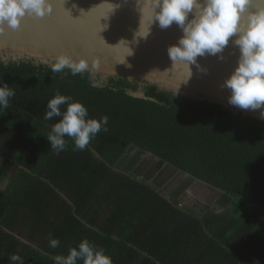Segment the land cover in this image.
<instances>
[{"label": "trees", "instance_id": "16d2710c", "mask_svg": "<svg viewBox=\"0 0 264 264\" xmlns=\"http://www.w3.org/2000/svg\"><path fill=\"white\" fill-rule=\"evenodd\" d=\"M0 82L15 91L0 108V264L12 254L16 264H54L83 239L113 264H264V121L155 86L145 88L153 100L139 99L126 79L95 85L89 71L33 61L0 60ZM57 91L108 117L83 151L67 137L63 151L50 149L60 118L43 117ZM177 172L216 201L185 204L191 181L174 191Z\"/></svg>", "mask_w": 264, "mask_h": 264}, {"label": "water", "instance_id": "95a60500", "mask_svg": "<svg viewBox=\"0 0 264 264\" xmlns=\"http://www.w3.org/2000/svg\"><path fill=\"white\" fill-rule=\"evenodd\" d=\"M249 7L255 10V2ZM182 34L175 23L166 29L153 23L151 7L138 0H53L51 15L26 16L18 29L6 27L0 33V60L50 66L60 55L85 58L95 85L111 77L126 79L139 84L138 91H129L139 99H152L145 88L155 86L181 99L218 105L231 115L264 121V108L231 105V90L223 87L238 66L240 53L231 43L234 38L223 52L198 57L190 71L186 63L172 67L168 55V48Z\"/></svg>", "mask_w": 264, "mask_h": 264}, {"label": "clouds", "instance_id": "9594fccd", "mask_svg": "<svg viewBox=\"0 0 264 264\" xmlns=\"http://www.w3.org/2000/svg\"><path fill=\"white\" fill-rule=\"evenodd\" d=\"M254 2L256 8L251 10L249 5ZM138 4L151 7L153 23L157 22L160 28L175 23L181 29L183 34L177 44L168 48L172 67L177 62L186 63L191 71L190 65L196 64L198 57L223 52L234 38L231 43L240 53L238 66L223 85L231 90L229 103L242 109L264 108V0H138ZM52 12L53 0H0V33L6 27L18 29L26 16L42 19ZM92 66H96L95 62ZM50 67L53 73L67 69L73 76L90 70L87 59L70 55L58 56ZM14 96L13 88L0 82V108H8ZM57 117L60 119L46 137L50 149L57 153L65 149L66 137L74 142L73 151H83L101 131H108L107 116L90 117L83 102L59 91L48 101L43 118ZM59 245V239L50 235L49 247L55 249ZM50 258L54 264H113L105 250L88 239L70 248L66 256ZM9 260L16 264L20 257L12 254Z\"/></svg>", "mask_w": 264, "mask_h": 264}, {"label": "rangeland", "instance_id": "374dc122", "mask_svg": "<svg viewBox=\"0 0 264 264\" xmlns=\"http://www.w3.org/2000/svg\"><path fill=\"white\" fill-rule=\"evenodd\" d=\"M173 180L176 181V182L174 181L176 187H173V190L174 189L176 190V188L180 190L183 187V185L191 181L189 176L182 174L180 172H177L174 175ZM189 183L190 184L188 188L185 189L184 192V194L187 195V196L185 195L184 198L185 204H189L191 206L204 209L207 205L213 204L216 201L218 193L215 190H212L206 185L200 183L199 181L194 180Z\"/></svg>", "mask_w": 264, "mask_h": 264}, {"label": "crops", "instance_id": "0c3cea01", "mask_svg": "<svg viewBox=\"0 0 264 264\" xmlns=\"http://www.w3.org/2000/svg\"><path fill=\"white\" fill-rule=\"evenodd\" d=\"M188 176V175H187Z\"/></svg>", "mask_w": 264, "mask_h": 264}]
</instances>
